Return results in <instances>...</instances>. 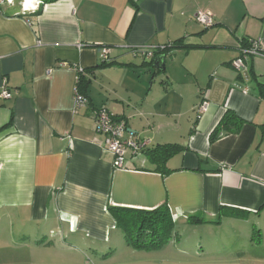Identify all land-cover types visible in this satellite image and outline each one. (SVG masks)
Instances as JSON below:
<instances>
[{"label":"crops","instance_id":"1","mask_svg":"<svg viewBox=\"0 0 264 264\" xmlns=\"http://www.w3.org/2000/svg\"><path fill=\"white\" fill-rule=\"evenodd\" d=\"M199 10L210 26L196 22ZM250 39L264 53V0L0 6V90L10 94L0 99V264H264V57L232 65ZM177 40L163 69L156 55L133 53ZM77 67L87 104L75 111ZM102 105L125 121V136L147 141L137 155L126 150L124 168L95 131ZM227 110L242 125L211 139ZM158 144L180 149L159 164L145 154ZM163 204L177 241L127 247L109 207Z\"/></svg>","mask_w":264,"mask_h":264},{"label":"trees","instance_id":"2","mask_svg":"<svg viewBox=\"0 0 264 264\" xmlns=\"http://www.w3.org/2000/svg\"><path fill=\"white\" fill-rule=\"evenodd\" d=\"M51 1V0H43ZM176 43H180V40H177L175 43L166 45L165 50L158 52L157 54H162L171 48H173ZM248 41H244L241 47H247ZM108 63H111L108 62ZM151 63V61H150ZM102 64H106L103 63ZM87 81L83 76L80 75L79 83L77 88L79 92L83 94V89ZM84 95V94H83ZM243 121L238 119L233 111L227 110L218 125L211 134V139H214L216 136V131L221 129L225 130H237ZM262 132L264 135V122L262 124ZM180 149L178 144H158L153 146L151 149H147L145 154L148 158L156 163H164L172 154L177 152ZM166 204L160 205L150 210L143 209H133L127 207H109L108 210L112 213L115 218L117 226L123 231L124 239L127 244V247L130 246L136 250H155L166 246L169 242L176 240L177 233L174 230V222L170 213L169 208ZM188 221L191 223L201 222L202 220L196 218L195 216L188 217Z\"/></svg>","mask_w":264,"mask_h":264},{"label":"built area","instance_id":"3","mask_svg":"<svg viewBox=\"0 0 264 264\" xmlns=\"http://www.w3.org/2000/svg\"><path fill=\"white\" fill-rule=\"evenodd\" d=\"M13 0H0V6L3 4L12 3ZM196 22H199L204 27L210 26L213 21L210 13L206 10H199L195 16ZM258 39L248 40L249 44L247 47L240 48V55L232 61L233 67L237 70H243L245 66L246 56H262L264 53L261 51L260 44ZM166 45L162 46H141L133 48L134 54H139L144 61L152 60L155 57L156 53L162 52L165 50ZM170 46V44L168 45ZM100 58L103 63L110 62L108 56L109 50L106 47L99 49ZM64 65V64H63ZM76 86L74 87L73 95V108L76 111L82 106H86L87 100L86 97L79 92L77 85L79 83L80 75H84V69L81 67L76 68ZM48 73V72H47ZM10 96L9 91L5 87L0 90V99H6ZM206 103L202 102L197 108V113L200 115L205 111ZM105 105H102L93 111V120L95 125V131L102 136H104V149L109 151L111 155L114 156L113 166L116 168H124L125 166V153L126 150H131L133 155H137L144 150V146L147 145L145 140H136L132 135L125 136L126 134V123L122 119H117L110 112Z\"/></svg>","mask_w":264,"mask_h":264},{"label":"water","instance_id":"4","mask_svg":"<svg viewBox=\"0 0 264 264\" xmlns=\"http://www.w3.org/2000/svg\"><path fill=\"white\" fill-rule=\"evenodd\" d=\"M164 59H165L164 53L156 55L154 60H152L153 61V66L156 67V68L163 69L164 68V66H163Z\"/></svg>","mask_w":264,"mask_h":264},{"label":"rangeland","instance_id":"5","mask_svg":"<svg viewBox=\"0 0 264 264\" xmlns=\"http://www.w3.org/2000/svg\"><path fill=\"white\" fill-rule=\"evenodd\" d=\"M8 258L9 259H11V257H9V255H8ZM14 258V257H13ZM238 258H240V257H238ZM234 258H232V259H222V260H225V261H230V262H232L231 264H250V262H251V260L250 259H248V262L249 263H246V261H241V260H233ZM241 262V263H240ZM254 264V263H253Z\"/></svg>","mask_w":264,"mask_h":264}]
</instances>
